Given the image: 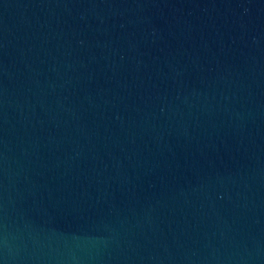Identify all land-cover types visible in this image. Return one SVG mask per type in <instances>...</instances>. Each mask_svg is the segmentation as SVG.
<instances>
[{
  "label": "water",
  "instance_id": "95a60500",
  "mask_svg": "<svg viewBox=\"0 0 264 264\" xmlns=\"http://www.w3.org/2000/svg\"><path fill=\"white\" fill-rule=\"evenodd\" d=\"M0 264H264V0H0Z\"/></svg>",
  "mask_w": 264,
  "mask_h": 264
}]
</instances>
